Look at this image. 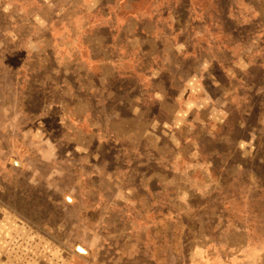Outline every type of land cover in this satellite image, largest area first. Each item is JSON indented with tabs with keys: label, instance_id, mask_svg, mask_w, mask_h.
I'll return each mask as SVG.
<instances>
[{
	"label": "rangeland",
	"instance_id": "1",
	"mask_svg": "<svg viewBox=\"0 0 264 264\" xmlns=\"http://www.w3.org/2000/svg\"><path fill=\"white\" fill-rule=\"evenodd\" d=\"M0 264H264V0H0Z\"/></svg>",
	"mask_w": 264,
	"mask_h": 264
},
{
	"label": "bare ground",
	"instance_id": "2",
	"mask_svg": "<svg viewBox=\"0 0 264 264\" xmlns=\"http://www.w3.org/2000/svg\"><path fill=\"white\" fill-rule=\"evenodd\" d=\"M78 251L82 252L83 250L81 248H78Z\"/></svg>",
	"mask_w": 264,
	"mask_h": 264
},
{
	"label": "water",
	"instance_id": "3",
	"mask_svg": "<svg viewBox=\"0 0 264 264\" xmlns=\"http://www.w3.org/2000/svg\"><path fill=\"white\" fill-rule=\"evenodd\" d=\"M83 252V251H82Z\"/></svg>",
	"mask_w": 264,
	"mask_h": 264
}]
</instances>
